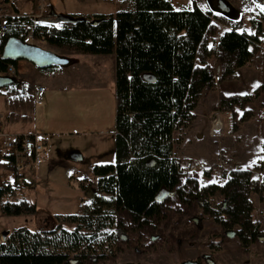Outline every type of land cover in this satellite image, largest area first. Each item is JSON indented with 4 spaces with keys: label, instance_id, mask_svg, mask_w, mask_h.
<instances>
[{
    "label": "trees",
    "instance_id": "trees-1",
    "mask_svg": "<svg viewBox=\"0 0 264 264\" xmlns=\"http://www.w3.org/2000/svg\"><path fill=\"white\" fill-rule=\"evenodd\" d=\"M130 4L116 14L72 15L79 19L75 23H58L51 15L47 21L33 19L17 9L0 19V73L19 63L1 59L5 41L15 36L28 42L31 32L35 42L61 50L115 54L117 100L115 161L93 166L101 194L80 214L55 215L56 226L49 231L26 226L11 231L0 241V264H67L72 254L81 262L93 254L103 256L118 242L113 229L120 226L121 212L142 227L161 216L163 189L190 197V205H199L224 230L236 231L245 248L264 233L254 220L251 195L259 193L261 185L252 170H232L222 184L200 185L192 177L184 183L183 167L174 152L175 133L193 124L203 89L215 80L208 66L196 65L201 52L210 53L206 35L213 13L197 5L176 10L168 0H131ZM52 11L50 5L46 13ZM259 43V33L239 31L236 26L225 31L217 46L225 75L248 64ZM20 80V85L6 88L8 117L12 122H32L36 86ZM229 103L237 104L235 99ZM1 158L0 168L18 177L16 156L0 150ZM79 186L89 190L85 180ZM217 194L223 197L222 204L212 202ZM0 211L8 216H36L39 209L22 196L17 183L1 182Z\"/></svg>",
    "mask_w": 264,
    "mask_h": 264
},
{
    "label": "rangeland",
    "instance_id": "rangeland-1",
    "mask_svg": "<svg viewBox=\"0 0 264 264\" xmlns=\"http://www.w3.org/2000/svg\"><path fill=\"white\" fill-rule=\"evenodd\" d=\"M168 1L176 10H190L197 5L202 10L213 13L212 25L206 35V47L210 53L207 55L201 52L196 65L199 68L208 66L215 80L211 86L203 89L194 111L196 119L193 124L175 133L174 152L183 167L184 183L192 177L197 179L200 185L222 184L225 175L232 170L238 168L252 170L261 185V191L251 195L254 220L260 231L264 232V11L258 6L264 5V0ZM53 2L58 12L71 10L74 13H83L84 16L116 14L122 8L131 7V0H53ZM23 3H26V0L18 4ZM30 8L27 4L26 9ZM8 11L14 13L12 7ZM259 25L262 27L261 31H258ZM234 26L246 33H259L260 43L254 47L253 58L248 64L236 69L233 75H225L224 64L219 57L217 46L221 35ZM28 42L60 55L72 56L78 62L68 68L40 69L32 62L20 60L18 76L22 80H26L24 74L28 73L35 82H44L45 77L43 78L42 75L50 72L51 69H67L70 78L68 81L74 82L72 84L74 86H87L92 90L103 86L97 99L98 106L100 104L101 107L98 112L101 117L99 123L103 122L105 126L111 124L116 128L117 100L111 89L115 84L110 85V79L115 80L116 75L115 54L92 55L61 50L46 42H35L33 39H29ZM34 72L37 75H34ZM101 98L105 103L108 102L109 106L105 104L101 106ZM233 99L237 104L229 103ZM222 101H225V104H222ZM60 107L63 116H66L68 109H71L61 105ZM0 114L3 115L2 124L5 132L16 128L8 119L6 89L0 92ZM81 119L85 120L86 116L82 115ZM216 119L220 120L221 131L212 135V125ZM65 137L74 146L80 143L81 147L84 145L89 147L84 151L89 155H94L103 143L106 148L110 141H113L112 135H104L103 143L96 148L92 142L94 138L88 135ZM113 145L115 146V140ZM0 150H3L1 140ZM108 151L103 160L95 156L89 157L88 162L84 164L89 171L85 173L77 174L75 171H69L68 169H71L69 167L59 166L45 181L32 180L28 187L24 186L26 184L20 175L16 177L14 171L0 168V182L16 185L18 181V186L25 187L22 196L35 202L39 209L36 216H8L0 211V241L5 231L11 232L22 226L35 231H49L56 226V222L50 219V216L80 214L84 206L92 202L95 195L101 194L97 186L98 178L93 174L91 164L114 162L113 152L110 155ZM0 161L3 159L1 158ZM79 165L81 167L82 163ZM200 165L202 168L198 171L189 172L192 167ZM22 172H26L24 168ZM80 175L89 187L86 192L79 186ZM159 200L164 204L159 218L142 227L136 226L128 213L121 212L119 214L121 227L115 226L113 229L117 232L118 242L112 251L103 256L93 254L76 264H181L189 259L201 261L202 264H264V236H262L264 233L245 248L241 245L238 236L228 237L226 231L229 229L224 230L212 217L204 214L199 205L196 203L190 205V197L180 199L173 191L163 189ZM223 201L220 194L212 198V202L216 205L222 204ZM66 227L74 228L72 225ZM120 229L128 233V241L121 239ZM71 258L76 259L74 254L70 256Z\"/></svg>",
    "mask_w": 264,
    "mask_h": 264
},
{
    "label": "crops",
    "instance_id": "crops-1",
    "mask_svg": "<svg viewBox=\"0 0 264 264\" xmlns=\"http://www.w3.org/2000/svg\"><path fill=\"white\" fill-rule=\"evenodd\" d=\"M48 1L49 4L53 6L54 11H56L57 14L68 13L73 15H85L83 13L71 12V10L67 12L60 10V12H58L53 0ZM20 2H23V0L19 1L18 3ZM18 3L11 4L12 6H10V8L12 7L14 9V12L15 9H17L20 14H30L34 12L35 7L32 0H26V3H23L22 5H19ZM27 4L31 7L30 9H26ZM66 70L67 69H51L50 72L44 73L42 75L43 78L45 77V81H41L39 83L35 82L33 77L29 76L28 73L24 74V77L26 79L25 81L31 82L30 80H32L35 86L44 87V91L41 94L40 101L37 102L39 104L36 103L34 120L27 123L12 122L8 117L9 121L11 122L10 124L15 125L16 128L6 133L38 134L46 141L49 149L50 155L48 160H46L45 162L35 164L27 159H21L22 161L19 160L22 163L23 167L22 170L18 172V174L21 176L20 178H22L24 184H26L24 185L25 187L31 185L32 180H38L40 182L41 180L45 181L47 177H50L53 173H55L59 166L69 167L71 168L68 169L69 171H75L77 172V174L85 173V171H89L88 168L84 167V164L88 162L89 157L91 158L95 156L96 158H99V160H103L105 159V154L108 150V152H110V155H112V152L114 154L113 143L115 140L116 128H114L113 125L111 126V124L109 126L108 124L105 126V123H99L101 121V117L98 112L100 111L101 107L100 104L98 106L97 99L99 97L98 93L101 92L103 86H100L101 88L94 90L90 89V87L87 88V86H74L72 85L74 84V82L71 81L70 83L68 81L70 78L67 73L68 71ZM17 71L19 72L18 66ZM34 75H37V73L34 72ZM18 78L20 79V77ZM110 81L111 86L112 84H115V87L112 86L111 89L112 93L116 96V75L115 80H113L112 78L110 79ZM111 97L113 98V96ZM104 104L109 106L108 102L105 103L101 98V106H104ZM111 104H113V101ZM60 105L62 107L71 108L68 109V114H66V116H63V114H61L62 111ZM82 115L86 116V119L83 121L81 119ZM2 118L3 115L0 114L1 122ZM83 134L94 138V141L92 140V142L93 145L96 146V148L103 143L102 140L105 139V137L103 138L104 135H112L113 141L111 140L110 143L106 146L107 149H110L107 150L103 143L102 146L96 150L94 155H89L84 152L85 150H88L89 147L85 145L81 147L79 145L80 143L74 146L69 141H67V137H65L77 135L82 136ZM105 143H107V141ZM87 145L90 146L89 144ZM111 158H113V156H111ZM80 163H82L81 167L79 165ZM91 165V169L93 171L94 164ZM23 168L26 171L25 173L22 172ZM79 177L80 179L78 181L80 182V180H82V175H80ZM19 187L22 189V193H24L23 190L25 187L22 188L20 185ZM49 218H52V220L55 222L54 216H50Z\"/></svg>",
    "mask_w": 264,
    "mask_h": 264
},
{
    "label": "built area",
    "instance_id": "built-area-1",
    "mask_svg": "<svg viewBox=\"0 0 264 264\" xmlns=\"http://www.w3.org/2000/svg\"><path fill=\"white\" fill-rule=\"evenodd\" d=\"M21 0H0V19L7 17L8 15H13L8 11L10 9V5L14 3H18ZM34 3V12L30 13L29 16L33 19H41L48 14L46 11L50 6L48 0H32ZM9 6V7H8ZM8 7V8H7ZM7 8V9H6ZM4 28V26H3ZM3 29H1V35L3 34ZM0 35V36H1ZM30 39H32V33L29 35ZM17 68L10 64L6 71L0 73V75H8L15 76ZM44 91L43 86H36L34 96L36 102L40 101L41 94ZM219 121L216 119L212 125V135H216L221 131L219 126ZM0 140L2 141L3 153H13L16 156V167L17 173L22 170V163L19 161L22 159H27L32 161L35 164H39L45 162L49 158V149L46 141L39 136L38 134H8L3 130V125L0 120ZM202 168V165L199 167H192L190 169V173L194 171H198Z\"/></svg>",
    "mask_w": 264,
    "mask_h": 264
},
{
    "label": "water",
    "instance_id": "water-1",
    "mask_svg": "<svg viewBox=\"0 0 264 264\" xmlns=\"http://www.w3.org/2000/svg\"><path fill=\"white\" fill-rule=\"evenodd\" d=\"M50 15L53 16V21L58 23L60 22L75 23L77 20H79L73 17L72 15L57 14L56 11H52ZM50 15L45 17L43 21H47ZM1 59L5 61L27 60L29 62H32L40 69H47L51 67L65 68L78 62L77 59L65 55H60L56 52L44 49L39 45L25 42L22 39L15 36H11L5 41L1 53ZM20 84H21V80H19L15 76L0 75V90ZM9 233H10L9 231L3 232L2 236L4 240L7 238ZM227 235L228 237L232 238L235 237L237 233L234 230H230ZM122 239L127 240L128 236L124 235ZM70 262L72 264H76L75 259L71 258ZM181 264H200V262L198 260H186Z\"/></svg>",
    "mask_w": 264,
    "mask_h": 264
},
{
    "label": "flooded vegetation",
    "instance_id": "flooded-vegetation-1",
    "mask_svg": "<svg viewBox=\"0 0 264 264\" xmlns=\"http://www.w3.org/2000/svg\"><path fill=\"white\" fill-rule=\"evenodd\" d=\"M176 195H177V194H176ZM179 198H180V199H183V198H181V197H179ZM181 201H182V200H181ZM160 202H162V201L160 200ZM119 222H120V221H119V219H118V224H120ZM120 227H121V225H120ZM229 231H230V230H227V231H226V234H228ZM119 232L121 233V239H122V237H123L124 235H127V236H128V233H127L126 231L122 230V229H120ZM236 236H237V235H236ZM122 240H123V239H122ZM128 240H129V236H128V239H127L126 241H128ZM75 258H76V259H75L76 262L81 261V258H78V257H76V256H75ZM189 260H190V259H189ZM69 262H70V259H69ZM199 262H200V264H202L201 261H199Z\"/></svg>",
    "mask_w": 264,
    "mask_h": 264
},
{
    "label": "snow or ice",
    "instance_id": "snow-or-ice-1",
    "mask_svg": "<svg viewBox=\"0 0 264 264\" xmlns=\"http://www.w3.org/2000/svg\"><path fill=\"white\" fill-rule=\"evenodd\" d=\"M262 11H264V5H258Z\"/></svg>",
    "mask_w": 264,
    "mask_h": 264
},
{
    "label": "bare ground",
    "instance_id": "bare-ground-1",
    "mask_svg": "<svg viewBox=\"0 0 264 264\" xmlns=\"http://www.w3.org/2000/svg\"><path fill=\"white\" fill-rule=\"evenodd\" d=\"M219 126H220V124H219Z\"/></svg>",
    "mask_w": 264,
    "mask_h": 264
}]
</instances>
